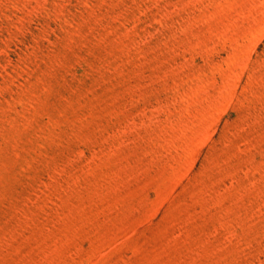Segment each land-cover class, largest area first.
Returning a JSON list of instances; mask_svg holds the SVG:
<instances>
[{
	"label": "rangeland",
	"instance_id": "1",
	"mask_svg": "<svg viewBox=\"0 0 264 264\" xmlns=\"http://www.w3.org/2000/svg\"><path fill=\"white\" fill-rule=\"evenodd\" d=\"M0 264H264V0H0Z\"/></svg>",
	"mask_w": 264,
	"mask_h": 264
}]
</instances>
